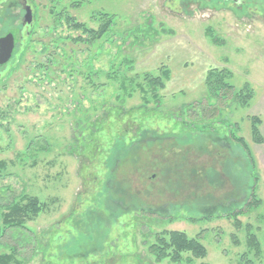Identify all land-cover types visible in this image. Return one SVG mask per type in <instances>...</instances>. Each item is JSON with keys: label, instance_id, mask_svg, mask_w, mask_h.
I'll list each match as a JSON object with an SVG mask.
<instances>
[{"label": "rangeland", "instance_id": "1", "mask_svg": "<svg viewBox=\"0 0 264 264\" xmlns=\"http://www.w3.org/2000/svg\"><path fill=\"white\" fill-rule=\"evenodd\" d=\"M33 2L37 26L29 37L24 31L25 44L0 79V162L6 164L0 227L6 205L23 195L48 207L27 224L34 237L20 243L19 258L27 264H189L157 261L149 250L157 234L180 230L201 236L208 249L192 264H264V143L252 141L248 119L261 117L264 132V19L243 20L236 4L222 0ZM53 7L88 29L111 20L109 31L92 42L73 41L88 34L64 17L55 22ZM8 26L6 18L0 21V30ZM163 67L170 76L159 91L162 117L152 113L147 132L135 137L128 116L108 109L119 104L117 96L125 112L141 106V93L129 97L122 78L141 81ZM215 67L229 69L237 89L254 91L249 107L230 103L213 120L240 126L253 167L240 145L215 134L206 141L167 135L172 115L208 94L205 79ZM135 82L125 81L129 90ZM79 120L104 123L96 153L79 152ZM255 182L261 201L248 208ZM239 210L244 213L229 216ZM249 234L260 253L248 247ZM7 241L15 243L0 237V253L12 251Z\"/></svg>", "mask_w": 264, "mask_h": 264}, {"label": "trees", "instance_id": "2", "mask_svg": "<svg viewBox=\"0 0 264 264\" xmlns=\"http://www.w3.org/2000/svg\"><path fill=\"white\" fill-rule=\"evenodd\" d=\"M77 4L76 1L73 2L74 6ZM50 10L55 22L58 20L60 21L64 17L67 23L72 27L76 29L83 28L84 32L88 34L87 38L80 35L75 37L73 41L92 42L103 37L109 31L111 20L101 25L98 30L92 28L88 29L73 16L68 13L66 14V10L64 9H56L53 7ZM231 75L232 72L227 68L215 67L209 69L205 79L208 94L203 99L185 105L186 108L184 111L174 113V115H172L174 116L173 127L167 135H172L174 137L180 136L184 141H191L197 138L206 141L211 139L215 134L218 138H221L217 139L218 141L240 145L246 158L251 161L250 163L253 167L255 158L250 145L243 136L237 133L240 130V126L236 123L229 124L228 120H223L222 126H218L213 121L220 117L223 106L234 103L238 106L249 107L254 98L253 89L249 85L237 89L235 85L229 81ZM169 76L170 69L167 67L161 69L160 75L154 76L145 74L141 81L137 80L140 79L139 75H135L132 78L124 76L122 80L131 83L137 82H135L134 88L129 90L128 85L123 81L121 82L120 88L124 92H130L126 93L129 97H132L135 91H139L143 102L141 106L134 107L125 112L124 105L121 104L122 98L117 96V103L119 104L113 105L108 110L110 112L114 110L116 115L119 116H128L131 124V130L129 129V131H133L135 137L141 136L146 131L145 121L147 119L154 116H157V118L162 117V113L158 109L160 106L159 91L165 87L166 80ZM151 103H153V105H151ZM152 113L154 115L151 117ZM248 119L251 122L252 141L256 144H263L264 132L261 129L263 120L256 115L248 116ZM79 125L82 128L81 134L77 136L79 152L85 153L87 150H90V152L96 153L98 142L101 140L100 134L106 129L104 123L95 120L91 122L86 121L85 124L82 125L79 120L77 126ZM126 130L124 132H126ZM86 131H88L87 134H85ZM88 147L90 148L87 149ZM5 166V162H0V170L1 167L5 168ZM255 185L256 182L251 188L249 201L246 206L248 208L259 204L261 201L257 198ZM47 209L46 203L40 200L38 196L33 195H23L18 201L14 200L6 205L5 211L1 214L3 227H0V237H7L15 243L11 244L7 241L6 244L12 248V251L9 253H0V264H27L19 258V250L22 248L20 243L27 240L29 237H34L33 233L29 231L27 224L35 220ZM242 213H244V211L239 210L238 212L230 213L229 216L234 215L237 218L238 215ZM261 220L264 222V215L261 217ZM236 225L239 226L240 221H237ZM200 238L201 236L190 237L185 231L164 230L162 233L156 235V240L150 244L149 250L157 261L170 259V261L174 263H179L186 259L187 263L192 264L194 259H203L208 254V249L200 241ZM248 247L260 253L261 245L255 234H249ZM184 254H190V256L185 258Z\"/></svg>", "mask_w": 264, "mask_h": 264}, {"label": "flooded vegetation", "instance_id": "3", "mask_svg": "<svg viewBox=\"0 0 264 264\" xmlns=\"http://www.w3.org/2000/svg\"><path fill=\"white\" fill-rule=\"evenodd\" d=\"M209 1V0H204ZM224 2H230L233 5L236 4L239 12H241V18L243 20H251L252 18L260 17L264 19V0H222ZM29 13V16L26 15ZM262 11V12H261ZM9 21L8 28H2L0 30V38L5 37L8 34H14L11 30H17L18 36H14L15 47L13 50L12 57L17 49L23 48L25 44V35L31 36L33 29L37 26L38 8L33 0H1L0 1V21L5 18ZM17 24H15L17 22ZM13 20V21H12ZM28 20L31 22L29 23ZM21 21V22H20ZM11 25V26H10ZM10 27L11 30H10ZM11 31V32H10ZM10 58V60L12 59ZM9 60V61H10ZM9 61L5 64L0 65V79L2 78L1 71L9 65Z\"/></svg>", "mask_w": 264, "mask_h": 264}, {"label": "water", "instance_id": "4", "mask_svg": "<svg viewBox=\"0 0 264 264\" xmlns=\"http://www.w3.org/2000/svg\"><path fill=\"white\" fill-rule=\"evenodd\" d=\"M26 17L29 16V11ZM30 23L31 21L28 20ZM15 47L14 36L8 34L5 37L0 38V65L7 63L12 57L13 50Z\"/></svg>", "mask_w": 264, "mask_h": 264}]
</instances>
